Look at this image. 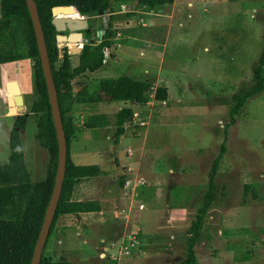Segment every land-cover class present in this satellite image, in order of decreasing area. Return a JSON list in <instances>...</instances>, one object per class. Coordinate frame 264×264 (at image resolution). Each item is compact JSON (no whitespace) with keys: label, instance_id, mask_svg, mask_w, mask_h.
Masks as SVG:
<instances>
[{"label":"rangeland","instance_id":"rangeland-1","mask_svg":"<svg viewBox=\"0 0 264 264\" xmlns=\"http://www.w3.org/2000/svg\"><path fill=\"white\" fill-rule=\"evenodd\" d=\"M108 14L115 36L105 63L74 80V92L93 90L102 79L121 75L146 79L151 87L143 103L74 102L70 157L76 164L99 165L101 173L77 184L72 198L95 201L99 210L60 216L43 257L107 264L99 256L102 241L135 228L137 253L115 264H181L189 225L224 142L195 255L202 264H264V88L248 98L225 128L232 94L255 84L252 71L264 48V0H174L154 9L137 7L135 0H111ZM76 16L88 20L83 41H98L101 15ZM11 18L24 44L22 48L6 29L0 30V55H13L0 64V163L8 159L15 118L7 111L5 87L16 80L24 100L18 114L27 115L21 132L25 160L31 180L40 181L48 153L34 137L33 61L16 17ZM64 48H58L59 58ZM69 55L75 66L78 53ZM157 86L167 87L166 100L154 99ZM126 106L133 116L115 143V115ZM94 113H104L107 124L84 128Z\"/></svg>","mask_w":264,"mask_h":264},{"label":"trees","instance_id":"trees-1","mask_svg":"<svg viewBox=\"0 0 264 264\" xmlns=\"http://www.w3.org/2000/svg\"><path fill=\"white\" fill-rule=\"evenodd\" d=\"M39 13L41 27L45 37L46 48L52 70V76L57 90L58 104L62 124L67 142V159L60 197L55 209L53 221L45 242L52 234L58 218L62 215L79 217V214L92 210L97 211L95 201H81L72 198L74 188L84 178H95L100 175L101 169L97 164H76L69 154V145L75 134V126L70 114L77 99L95 101H130L145 102V93L149 91L151 83L146 79H137L127 75L116 78L102 79L93 90L77 89L74 92V80L100 69L106 60L105 50L112 46L115 36L113 22H108V28L98 41L83 43L77 55V64L72 66L67 49H63L59 58V49L56 45V30L51 23L52 8L62 5H75L81 15L89 17L98 10H108L111 0H34ZM174 0H138L137 7L149 9L171 5ZM12 16H15L21 34L27 44V54L33 61L34 84L37 98L33 101L30 111L35 116L36 132L34 137L38 145L48 153L46 176L43 180L32 181L30 171L24 155L21 132L27 123L26 114L15 115L8 135L9 155L7 161L0 163V264H30L35 242L41 227L45 209L49 202L54 185L57 168L58 143L56 131L52 121L50 104L48 101L45 79L40 63L35 32L25 0H0V29H6L10 37ZM89 29V28H88ZM88 29L86 32L88 33ZM10 55H0V64L11 61ZM264 48L256 60L252 71L254 86L246 91H238L231 96L228 105V116L233 123V117L244 106L249 97L259 93L264 88ZM168 90L166 86H157L154 90V99L166 100ZM133 116L131 107H121L115 115V143L125 132V123ZM104 113H94L86 117L84 128H100L107 124ZM226 129H224V137ZM224 151V142L220 151L211 163L208 172V186L203 203L197 208L194 219L191 221L185 245L184 259L181 264H202L195 255V246L200 241L201 231L208 208L213 202L214 177ZM123 184V182H120ZM44 249V248H43ZM39 264H71L66 260L51 261L41 256ZM109 264V263H107ZM114 264V263H112Z\"/></svg>","mask_w":264,"mask_h":264},{"label":"water","instance_id":"water-1","mask_svg":"<svg viewBox=\"0 0 264 264\" xmlns=\"http://www.w3.org/2000/svg\"><path fill=\"white\" fill-rule=\"evenodd\" d=\"M25 2L35 32L40 63L45 79L48 101L50 104L52 121L56 131V139L58 143L57 168L54 179V185L49 202L45 209L44 217L37 236V240L34 245L30 262V264H39L61 193L67 159V142L58 104L57 90L52 76V70L45 43V37L41 27L37 6L34 0H25ZM78 13V9L74 5H62L52 8L51 23L53 24L57 32L55 36L56 45L58 48L63 45H66L68 49L67 52L69 54L80 53L83 46L82 43L84 42L82 31L88 28L87 18L80 16H70L71 14ZM98 15H101L103 21V27L101 30L98 31L99 39H102L103 34L108 28L110 15L108 14L107 9L104 11L99 9ZM5 91L9 95L8 97H6L8 113L11 115L18 114V112L23 109L24 103L23 95L18 82L16 80L7 81Z\"/></svg>","mask_w":264,"mask_h":264},{"label":"built area","instance_id":"built-area-1","mask_svg":"<svg viewBox=\"0 0 264 264\" xmlns=\"http://www.w3.org/2000/svg\"><path fill=\"white\" fill-rule=\"evenodd\" d=\"M137 206L138 210H142L144 208L142 203H138ZM136 232L137 229L132 228L131 231H125L116 240L102 241L99 256L102 260H107L109 264H115V262L117 263L120 258L137 253V249H135Z\"/></svg>","mask_w":264,"mask_h":264},{"label":"crops","instance_id":"crops-1","mask_svg":"<svg viewBox=\"0 0 264 264\" xmlns=\"http://www.w3.org/2000/svg\"><path fill=\"white\" fill-rule=\"evenodd\" d=\"M136 2L138 1V0H135ZM1 30V29H0ZM11 30H12V33H13V38H14V42L16 43V44H19L20 46H22V48H23V38L22 37H19L18 35H17V33H16V28H15V25H14V21L12 20V25H11ZM21 48V49H22ZM111 48V47H110ZM110 48H108V49H110ZM108 49H106V52H107V50ZM12 50V49H11ZM14 50V49H13ZM107 54V53H106ZM10 56H13L12 54L10 55ZM2 92V91H1ZM2 94V93H1Z\"/></svg>","mask_w":264,"mask_h":264},{"label":"bare ground","instance_id":"bare-ground-1","mask_svg":"<svg viewBox=\"0 0 264 264\" xmlns=\"http://www.w3.org/2000/svg\"><path fill=\"white\" fill-rule=\"evenodd\" d=\"M70 16H71V17H75V16H76V14H71ZM11 96H12V95H11Z\"/></svg>","mask_w":264,"mask_h":264}]
</instances>
